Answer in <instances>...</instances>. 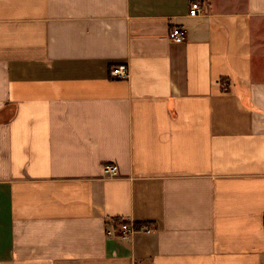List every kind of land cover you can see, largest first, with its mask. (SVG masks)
Here are the masks:
<instances>
[{
	"label": "crops",
	"instance_id": "obj_1",
	"mask_svg": "<svg viewBox=\"0 0 264 264\" xmlns=\"http://www.w3.org/2000/svg\"><path fill=\"white\" fill-rule=\"evenodd\" d=\"M192 1L0 0V264H264V0Z\"/></svg>",
	"mask_w": 264,
	"mask_h": 264
},
{
	"label": "built area",
	"instance_id": "obj_2",
	"mask_svg": "<svg viewBox=\"0 0 264 264\" xmlns=\"http://www.w3.org/2000/svg\"><path fill=\"white\" fill-rule=\"evenodd\" d=\"M202 10L201 3L197 0L192 1L190 5L189 13L191 15H198ZM186 29L181 26H175L169 32V37L176 40H182L186 35ZM110 76L114 78L124 79L129 77L130 71L127 63L119 62L112 64L110 67ZM118 166L114 163H107L104 165V171L109 176L117 174ZM133 232V227L127 222L121 224V233L124 237H127Z\"/></svg>",
	"mask_w": 264,
	"mask_h": 264
},
{
	"label": "trees",
	"instance_id": "obj_3",
	"mask_svg": "<svg viewBox=\"0 0 264 264\" xmlns=\"http://www.w3.org/2000/svg\"><path fill=\"white\" fill-rule=\"evenodd\" d=\"M137 225H139V226H140V224H137ZM139 226H137V227H139Z\"/></svg>",
	"mask_w": 264,
	"mask_h": 264
}]
</instances>
